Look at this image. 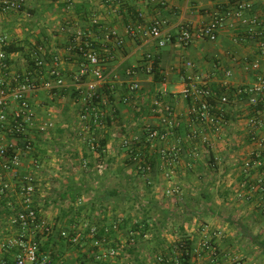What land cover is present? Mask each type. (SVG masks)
Returning <instances> with one entry per match:
<instances>
[{
  "label": "crops",
  "instance_id": "1",
  "mask_svg": "<svg viewBox=\"0 0 264 264\" xmlns=\"http://www.w3.org/2000/svg\"><path fill=\"white\" fill-rule=\"evenodd\" d=\"M21 1L25 7L36 9L40 22L46 24L38 30V36L41 41L50 42L49 46L43 43L48 51L60 53L66 77L65 88L55 95L40 90L30 96L39 122L54 124L48 135L43 136L37 131L31 134L37 156L44 159L38 170L37 205L46 216L45 208L51 201L54 204L62 199L71 201L72 198L80 199L79 204L82 200L87 201L82 206L71 203L67 209H60L61 214L68 213L66 218L71 221L55 220L57 231L65 229V226L69 229L74 226L86 232L94 225L105 228L112 223H127L115 232L111 240V245L120 251L118 264H153L155 251L176 247L185 238L191 239L196 247V257L191 264H264V247L256 238L264 241V215L258 206L259 195L251 201H237L236 191L242 182L239 174L235 179L232 173H228L230 169L239 167L241 157L229 163V158H224L229 157L228 152L221 142L209 147L201 142L188 141L187 134L195 124L188 116L189 101L182 94L189 81L198 86L206 85L219 93L226 90L227 85L230 95H234L238 87L251 86L256 81L255 73L247 68L259 57V45L264 41V0H253L251 9L240 18H228L219 29L216 41L195 39L187 45L172 42L164 47H159L153 39L129 37L126 27L138 23L140 14L145 25L160 17L167 21L165 31L176 36L184 25L200 27L209 23L215 14L232 11L233 2L143 0L115 4L107 0H74V5L83 8L77 12L74 6L68 10L66 3L59 0ZM94 19L100 25L117 29L123 39L122 48L114 52L113 59H106L108 48L103 47L102 31L92 23ZM68 21L81 28L86 37L93 40L101 56H105L106 73L118 75L117 79L99 88L103 94L110 95L109 108L117 109L116 122L107 119L104 126L94 131L92 125L90 130H86L85 124L79 121L84 101L71 79L81 60L63 51L64 46L69 45V36L64 32V36L57 35L58 25L63 28ZM47 24H51V31L50 28L45 29L49 26ZM148 53L157 59L158 77L140 69ZM10 59L12 77L19 69L15 54H11ZM20 66L21 73L36 74L39 82L49 78L48 67L38 69L29 55ZM129 69L137 72L129 76ZM228 71L231 73L229 76L226 74ZM133 80L139 81L141 89L133 94L134 103L126 105L123 99L130 95L128 84ZM161 98L172 104L179 123L175 135L163 143L168 147L177 145L181 155V162L169 182L164 177L165 168L157 152L160 143L151 149L143 142L142 136L145 126H158L150 108ZM245 106H248L246 100L238 104L236 116L245 115ZM51 108L55 111L53 115L49 113ZM228 128L234 138H239L234 146L247 145L243 149L245 152L252 148L242 125L230 124ZM84 132L86 135L92 133L103 142V154L99 152L98 156L87 140L80 138L79 133ZM125 136L141 139L138 145L143 155L152 161V173L145 175L127 157V150L120 143ZM6 139L19 144L11 137ZM193 146L197 147L195 158L192 156ZM82 160L88 161L86 168L82 167ZM24 163L27 164L28 160ZM29 168L26 165L24 170H31ZM254 174L251 172L250 179H255ZM169 186H179L180 193L166 194L165 189ZM0 211H4L1 216L7 223L0 224L1 245L15 235V230L8 222L9 210ZM139 222L143 223V230L137 239L130 236L129 231ZM60 240L63 245L57 246L60 252L58 264H82L80 258L91 251L89 239L83 242L82 248L69 245V250L63 239ZM204 244H209L210 249H206ZM5 253L0 249V264ZM165 253L171 255L170 250ZM11 259L14 263V258Z\"/></svg>",
  "mask_w": 264,
  "mask_h": 264
},
{
  "label": "built area",
  "instance_id": "2",
  "mask_svg": "<svg viewBox=\"0 0 264 264\" xmlns=\"http://www.w3.org/2000/svg\"><path fill=\"white\" fill-rule=\"evenodd\" d=\"M71 10L74 0H59ZM139 2L143 0H107L109 3L120 4L123 2ZM234 9L225 14L217 13L213 19L200 27L192 28L184 25L178 35L171 36L165 31L167 21L163 18H154L149 25L142 23L143 15L140 14L138 23H132L126 27V33L131 38L143 37L153 39L159 47L176 42L187 45L192 40L201 39L216 41L219 29L231 17L240 18L245 11L251 9L253 0H231ZM21 0H0V13H10L23 8ZM92 23L99 24L97 20ZM103 47L108 48L106 59H113L114 52L121 49L123 39L115 28L101 25ZM69 36L67 52L69 55L82 56L83 61L73 73L71 79L75 90L82 97L84 104L79 114V121L85 124V129L93 126H104L107 119L116 122L117 109L109 108V98L100 91V87L111 83L118 78L116 73L107 74L104 68L100 51L95 47L93 40L86 37L83 30L68 21L62 28ZM10 44L6 37H0V209L9 210V225L15 230L13 237L7 238L0 245L3 251L15 250L14 264H52L53 257L49 251H42L41 245L49 237L60 236L70 245L83 247V241L90 240L92 253L90 256L103 264H118L120 251L117 248L108 247L110 242L105 235L98 237L99 227L94 225L86 229L72 226L70 230L57 231L56 225L48 220L38 209L37 191L40 187L39 168L44 161L37 156L33 144L32 132L37 131L41 135H48L54 127L50 121L39 122L36 107L30 96L40 90L49 95H55L66 86V77L63 71L62 56L60 53L48 51L39 46L29 55L38 69L48 67L49 78L39 82L37 75L31 73H17L12 77L11 54L6 47ZM111 45V49H109ZM259 57L252 61L248 70H252L257 76L251 86L238 87L234 95H230L228 86L219 93L211 90L206 85H196L192 81L186 83L183 89V97L189 101L188 116L192 124H195L187 134L191 143L201 142L205 146H213L220 142L223 144L233 160L231 152L235 145L234 135L229 131V125H242L249 136L252 148L242 159L240 171L247 177L236 191V199L251 201L259 195L258 206L264 212V41L259 45ZM156 57L148 53L143 58L140 66L142 72L154 75ZM136 69H129V76L136 73ZM231 74L229 71L226 73ZM112 77V78H111ZM111 78L112 80H110ZM190 79V78H188ZM141 89L139 81L133 80L128 84L129 94L123 99L126 105L133 104V94ZM246 100L242 117L236 116L239 111L238 104ZM107 108L110 111L107 113ZM139 112L140 109L137 108ZM51 108V115L54 114ZM150 112L157 118L158 126H145L142 130L143 142L147 147L155 149L160 143L157 152L165 168L164 177L169 182L175 175L176 167L181 162L180 149L177 145L164 146L168 139L175 135L179 126L175 109L165 99H158L153 103ZM79 133L80 138L86 139L91 150L100 156L98 149L100 142L93 134ZM7 137H11L19 144L10 143ZM141 139L123 137L120 141L122 147L127 150V157L145 174L152 173L153 163L145 157L138 145ZM250 145V144H249ZM104 150V148L102 147ZM192 156L197 155V147L193 146ZM28 160V163H24ZM29 165L31 170L25 171ZM88 166L87 160H82V167ZM263 167V169H262ZM102 170H100L101 172ZM251 172L254 178L250 179ZM253 176V175H252ZM166 194H179V186H169ZM13 199V200H12ZM115 229L117 226L114 227ZM108 229H105V233ZM132 236V233H130ZM210 248L208 244H204ZM91 252V251H90ZM179 264V261H176ZM2 264L6 262L2 261Z\"/></svg>",
  "mask_w": 264,
  "mask_h": 264
},
{
  "label": "rangeland",
  "instance_id": "3",
  "mask_svg": "<svg viewBox=\"0 0 264 264\" xmlns=\"http://www.w3.org/2000/svg\"><path fill=\"white\" fill-rule=\"evenodd\" d=\"M38 16H39V13H37V10L34 9L32 6H27V7L23 6V8L21 10L16 11V12L12 11L10 13H0V37H7L10 43H14L18 47H22V49H23L22 51L15 54L16 64L18 65L17 68L19 69L17 71V73H21L20 67H22V66H20V63L26 56H28L31 53H33L34 51H36V49L39 46L45 47V45H43V43L45 44L46 41L40 40L41 38L38 36V30L41 27H44V25H46V24H42L40 22ZM47 25H49V26H47L45 29L50 28L49 30L51 31L52 30L51 24H47ZM56 30H57V35L58 34L63 35L62 27H59V25H58ZM63 38L65 40V37H63ZM49 43L47 42L46 44H48V46H49ZM60 46H63V45H60ZM67 49H68V46H66V47L64 46L63 51L65 53H68ZM49 50H51V49H49ZM235 135L237 136V134H235ZM238 139H239L238 137L235 138V142H237ZM234 147H235V151H233L231 153L233 159L236 160L239 157H241L239 159H240V161H242V159L245 158V156L248 153L247 151L245 152L243 150L244 148L246 149L247 145L245 147L244 146H240V147L234 146ZM227 156H229L228 153H227ZM224 158H225V160H228L229 157H224ZM229 160H232V159L229 158ZM239 170H240V167H237L235 169H230L228 173H232V177L236 179L238 177ZM221 171H220L221 174L224 175V171L223 170H221ZM240 201H242V200H240ZM85 203H87V201L82 200L81 206L84 205ZM70 204H71V201H63V202L57 201L56 204H54L53 201H51L50 203L47 204V207L45 208V211L48 214V215L45 214L46 215L45 217L53 223L55 220H59V219L61 222H64L65 220L68 221V218L64 217V215L61 214V211L67 209V206H70ZM60 209H61V211H60ZM57 211H59L58 215L56 214ZM3 221L0 220L1 225H5L6 222H5V220H3ZM84 223H86V222H84ZM6 225H7V223H6ZM223 233L224 232H222V235H223ZM225 235H227V234L225 233ZM225 238H227V237H225ZM66 247L69 250V248H70L69 245H66Z\"/></svg>",
  "mask_w": 264,
  "mask_h": 264
},
{
  "label": "trees",
  "instance_id": "4",
  "mask_svg": "<svg viewBox=\"0 0 264 264\" xmlns=\"http://www.w3.org/2000/svg\"><path fill=\"white\" fill-rule=\"evenodd\" d=\"M74 8H76L77 12H81L83 10V8H81L80 6L78 7L77 5H74ZM86 14L88 15V12H86ZM100 26H101L100 24L96 25V27H99V28H100ZM95 47H96V45H95ZM22 50H23L22 47H18L14 43H10L9 46L6 47V51H7L8 54H16V53H18V52H20ZM73 56L80 58L81 62L83 61L82 56H79V55H76V54H74ZM33 63H34V61H33ZM157 67H158V64H157V61H156L155 68H154L155 69L154 73L156 74L155 77L156 76L158 77V74H159V71L157 70ZM106 96H108V98L110 99V95H108L106 93ZM98 127L99 126H93L92 130L94 131ZM93 131H92V133H93ZM99 142H100L101 148L98 149V152H101V154H103L104 152H103L102 147L104 145H103L102 141L99 140ZM262 169H263V167H262ZM246 178L247 177L245 176V174L240 171L239 172V180H241V182H243ZM79 200L80 199L72 198L71 199V203L78 205L79 204ZM60 201L63 202V201H66V199H62ZM80 205H81V203L78 206H80ZM140 207L141 206H139V208ZM2 212H4V211H2ZM2 212L0 211V220L1 221L3 220L2 219L3 216H1ZM261 212H262V210H261ZM6 213L7 212H5L4 214H6ZM262 214L264 215V212H262ZM67 216H68V213L64 214V217H67ZM6 218H7V216H5L4 219H6ZM68 221H71V219H68ZM126 224L127 223H125V222L122 225H118V224L116 225L115 223H112L111 226H109V227H105V228L104 227H102V228L99 227V229H98L99 230L98 237H101V236L105 235L107 237L108 241L110 242V244H108V247L109 248L114 247L113 245H111V240L113 239V236H114L115 232L120 230V229H122L124 226H126ZM115 226H117L116 229L114 228ZM142 226H143L142 222H139V223L135 224V226L129 231V233H132V236H134V237L136 236L137 239H138V237H139L138 233L140 234V232H141V234H142V230H143V229H141ZM64 228L67 229V230H70L66 226ZM105 229H108V231L106 233H105ZM141 237H142V235H141ZM256 238H257V241H259V243L264 247V241H261L260 237H256ZM60 239H62V238H60V236L49 237L46 240L47 242H44L41 245V248H40L42 251H49V252L52 253V257H53L52 264H58L57 257L60 254V252L58 251L57 246H58V244H62L63 245V243H60V242H62ZM64 243H65V245H70L66 241H64ZM209 247H210V245H209ZM76 248H79V247L76 246ZM114 248H117V247H114ZM211 248L214 249L213 247H211ZM90 250H91V252L90 251L87 252V255L83 254L84 256H82L80 258V262H82V264H103L101 262L96 261L93 258V256H90V253H92V250H94V249L90 248ZM166 250H170L171 251V255L168 254V253H165ZM195 250H196V247L194 246V242L191 239H189V238H185V239L181 240L177 244L176 247L168 246L166 249L162 248L161 252L155 251L156 252V254H155L156 258L155 259L156 260H155V262L153 264H177V262H176L177 260L179 261V264H191L192 260L196 257L195 256L196 255L195 254ZM215 251H216V249H215ZM5 252H7V253H5V256H3V259L6 262V264H14L15 262L13 263L11 258L12 257L15 258L16 251L15 250H9V251H5ZM201 254H203V253H201Z\"/></svg>",
  "mask_w": 264,
  "mask_h": 264
}]
</instances>
